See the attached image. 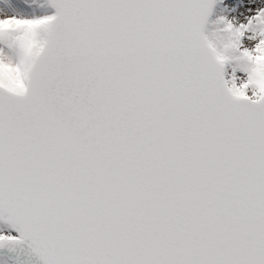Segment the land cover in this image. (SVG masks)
I'll return each mask as SVG.
<instances>
[{
	"label": "snow or ice",
	"instance_id": "snow-or-ice-1",
	"mask_svg": "<svg viewBox=\"0 0 264 264\" xmlns=\"http://www.w3.org/2000/svg\"><path fill=\"white\" fill-rule=\"evenodd\" d=\"M0 264H264V0H0Z\"/></svg>",
	"mask_w": 264,
	"mask_h": 264
}]
</instances>
